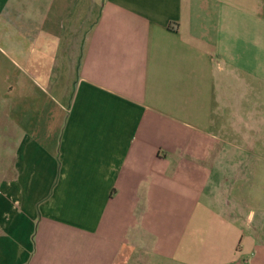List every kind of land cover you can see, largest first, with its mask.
Here are the masks:
<instances>
[{"label": "crops", "instance_id": "crops-1", "mask_svg": "<svg viewBox=\"0 0 264 264\" xmlns=\"http://www.w3.org/2000/svg\"><path fill=\"white\" fill-rule=\"evenodd\" d=\"M262 247L264 0H0V264Z\"/></svg>", "mask_w": 264, "mask_h": 264}, {"label": "rangeland", "instance_id": "rangeland-1", "mask_svg": "<svg viewBox=\"0 0 264 264\" xmlns=\"http://www.w3.org/2000/svg\"><path fill=\"white\" fill-rule=\"evenodd\" d=\"M259 249L263 250L264 247L259 248ZM257 252H258V251H257ZM258 255H259V258H261V257H260V255H261V254H260V251L258 252ZM253 260H254V262L251 260V261H252L251 264H264V262H262L263 260H260V262H259L257 257H253ZM255 262H258V263H255Z\"/></svg>", "mask_w": 264, "mask_h": 264}]
</instances>
